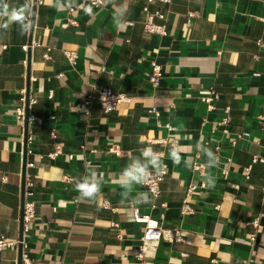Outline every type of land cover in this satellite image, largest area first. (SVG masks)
I'll return each mask as SVG.
<instances>
[{"label":"crops","instance_id":"crops-1","mask_svg":"<svg viewBox=\"0 0 264 264\" xmlns=\"http://www.w3.org/2000/svg\"><path fill=\"white\" fill-rule=\"evenodd\" d=\"M92 1L75 0L84 8L70 12L36 0L33 13L32 0L26 35L15 24L0 29V237L14 242L0 264H18L24 155L25 199L36 209L22 235L28 264H263L264 163L253 159L264 158V0ZM145 7L165 35L145 31ZM152 61L163 73L156 90ZM27 88L32 139L24 154L17 109ZM103 89L131 102L109 113L95 102L86 115L83 101ZM210 89L217 97L205 102ZM143 147L160 154L167 174L158 197L135 184L125 199L121 172ZM203 147L216 166L206 167ZM86 165L103 173L92 202L77 199L75 188ZM186 199L191 211L183 212ZM161 229H179L182 241L161 239Z\"/></svg>","mask_w":264,"mask_h":264},{"label":"clouds","instance_id":"clouds-1","mask_svg":"<svg viewBox=\"0 0 264 264\" xmlns=\"http://www.w3.org/2000/svg\"><path fill=\"white\" fill-rule=\"evenodd\" d=\"M51 6L57 11L71 9L77 6L75 0H50ZM111 2V0H110ZM118 10L114 14V21L117 27L123 26L126 23L124 17L126 15V8L124 5L117 6ZM87 11V9H85ZM32 0H24V3L18 7H11L8 0H0V29L8 30L15 24L20 35H26L32 28ZM140 156L132 160L121 172L123 182L121 187L124 191L121 193L122 197L128 199L135 184H143L150 175V169L159 170L162 167L160 154L155 152L150 147H143L139 149ZM203 154L207 157L206 167L212 168L216 166L218 157L207 147L202 148ZM170 158L174 163H180V157L172 148L170 151ZM190 160H185L186 167H191ZM103 180V173L98 172L95 166L86 165L85 175L75 180V188L79 193L77 199L82 201L92 202L101 191V184ZM209 186L214 185V178L209 175L206 179ZM144 199L142 202H147L146 195L141 194ZM140 199V197H138Z\"/></svg>","mask_w":264,"mask_h":264},{"label":"built area","instance_id":"built-area-1","mask_svg":"<svg viewBox=\"0 0 264 264\" xmlns=\"http://www.w3.org/2000/svg\"><path fill=\"white\" fill-rule=\"evenodd\" d=\"M151 1V0H150ZM104 0H93L91 2V5L93 7H100L103 6ZM83 5H77L74 6L73 8L70 9V12H73L77 9H83ZM144 11L148 13L147 7L144 8ZM156 14V13H155ZM155 14L148 13L147 19L144 21V29L148 33L151 34H160V35H165L166 34V26L165 25H156L153 21ZM159 17L163 18V15L157 14ZM76 24V22H74ZM127 25L132 26V22H127ZM3 49H7V46L4 45L2 46ZM29 48L28 45H24L22 49L24 51H27ZM66 57L70 61V63H75L77 59V54L76 52L72 51H67ZM163 73H162V68L160 65H158L155 61L151 62V71L148 74V81L152 89L156 90L162 81ZM25 94V93H24ZM26 96V95H25ZM217 97L216 92L213 89L209 90V96H205L202 98L203 101L205 102H210L213 99ZM25 99L23 98L22 102L23 104L19 106L17 109V119L21 122L25 121ZM97 102L100 105L101 110L104 113H109L113 110H116L118 106H120L123 103H129L131 102V98L128 97L125 94L122 93H114L110 89H103L97 93L90 94L86 97V99L83 101V105L87 107L86 115H89V109L93 103ZM156 115L158 113L154 111ZM29 119L31 117L29 116ZM230 122V118L224 119V121L221 124H227ZM169 130H173V127L168 126ZM28 141L32 139L31 137V131H28ZM170 144L172 148H175L177 150L178 143L177 140H171ZM253 162H260L264 163V158L260 157H255L253 159ZM167 174V168L166 166H162L159 170L157 171H150V175L146 179L145 183L141 184L151 195L152 197H158L160 194V185L162 181L164 180L165 175ZM71 180V179H69ZM196 190V186L192 185L188 187L187 192H186V198H189L192 193H194ZM30 194V193H29ZM28 194V195H29ZM102 206L105 208H110V204L107 200H104L102 203ZM183 212L186 211H191V208L188 205L187 199L184 202ZM36 215V209H35V204L31 201H25L24 203V211H23V229L24 232L29 230L30 224L33 222L34 218ZM252 224L255 227H258V220H254ZM160 238L167 241V242H178L182 241V235L181 231L179 229H161L160 231ZM14 244V242H10L6 240L4 237H0V251L4 247H10ZM144 246L141 247L136 255L137 259L142 260L143 259V253H144ZM28 258L26 255H22V264H28ZM264 264V263H263Z\"/></svg>","mask_w":264,"mask_h":264},{"label":"water","instance_id":"water-1","mask_svg":"<svg viewBox=\"0 0 264 264\" xmlns=\"http://www.w3.org/2000/svg\"><path fill=\"white\" fill-rule=\"evenodd\" d=\"M36 5V0H33V13ZM33 26V22H32ZM31 42V39H30ZM26 100H25V146H24V154H26L27 151V138H28V118H29V113H28V107H29V88L26 90ZM25 174H26V160H25V155H24V162H23V168H22V184H21V207H20V244H19V257H18V264H22V235L24 232L23 229V211H24V203L26 201L25 199Z\"/></svg>","mask_w":264,"mask_h":264}]
</instances>
